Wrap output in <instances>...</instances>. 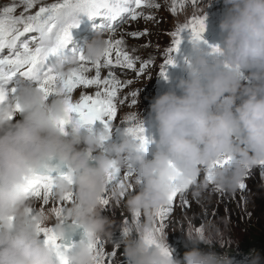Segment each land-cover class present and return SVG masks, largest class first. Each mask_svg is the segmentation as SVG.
Returning a JSON list of instances; mask_svg holds the SVG:
<instances>
[{
  "label": "clouds",
  "instance_id": "1",
  "mask_svg": "<svg viewBox=\"0 0 264 264\" xmlns=\"http://www.w3.org/2000/svg\"><path fill=\"white\" fill-rule=\"evenodd\" d=\"M211 2L197 11L205 17ZM223 4L218 50L205 53L201 42H192V55L184 67L187 78L178 79L176 91L169 90L150 104L156 133L150 159L123 132L119 143L111 142L114 132L77 126L62 132L63 98L46 100L23 80L16 85L12 104L0 108V264H58L55 250L38 234L39 229L50 227L52 212L37 210L24 191L46 166L63 168L73 180L70 185L58 180L53 193L56 200L73 194L63 221L69 231L76 228L83 233L66 254L69 264H97L90 246L112 242L113 221L103 214L100 201L105 195L120 199V188L105 191L114 167L134 171L131 188L135 191L124 206L140 218L139 226L119 245L122 264H232L229 253L205 252L197 246L203 241L221 247L212 223L201 226L199 233L191 227L181 230L193 246L175 262L172 254L162 251L171 253L167 234L154 231L173 182L180 189L192 188L197 199L205 191L230 194L249 170L264 164V0H223ZM107 47L105 36L97 33L84 44L82 55L95 63L103 59ZM79 64L78 57H70L56 72L66 76ZM17 104L20 111L15 113ZM223 161L228 163L218 166ZM55 230L62 240V224L56 222ZM149 235L156 244L145 242ZM248 264H261L258 254L250 255Z\"/></svg>",
  "mask_w": 264,
  "mask_h": 264
},
{
  "label": "snow or ice",
  "instance_id": "2",
  "mask_svg": "<svg viewBox=\"0 0 264 264\" xmlns=\"http://www.w3.org/2000/svg\"><path fill=\"white\" fill-rule=\"evenodd\" d=\"M24 11L20 16H14L15 5L6 6L0 10V108L12 104L16 94V85L20 81H26L34 85L37 90L47 100L49 97H62L65 104L66 118L59 122V127L63 132L67 126L83 127L93 131L97 122L102 126L101 130L112 133L111 123L116 116L115 99L117 91L121 86H126L117 80L111 69L116 67H126L132 69L134 60L122 49L123 41L107 40L108 47L102 60L91 63L85 60L82 52L76 55L80 64L73 69L68 75H58L57 66L65 63L63 57L64 50L68 45L72 31L78 28L81 17H87L90 21L101 23L95 24L96 34H103L105 31L114 33L120 26L121 19H130L136 21L140 15L139 10L144 7H152L149 0H56L55 3L43 4L41 0H22ZM194 2V0H193ZM37 4L40 6L34 14H29L30 10ZM158 7V5H157ZM205 17L189 20L185 25L178 28L175 33L174 47L169 49V56L165 61V67H174L172 52H176L181 44V34L190 33L191 41H202V34L205 31ZM35 33L27 40H22L26 34ZM134 38L139 37V33L131 34ZM8 50V55H3L4 50ZM212 52L218 49L213 47ZM115 52V59H113ZM146 67V63L140 65V71ZM91 69L95 70V75L88 78L85 74ZM109 69L105 77H101V70ZM161 78H166V71L160 72ZM83 85L85 88L97 86L102 91H97L95 96L82 95L78 102H73L71 94L78 86ZM132 95H135L133 93ZM133 104L135 101L132 102ZM20 111L19 105L15 106L14 112ZM125 135L132 136L145 150L147 146L154 141L145 136L143 125L137 124L134 127L116 129ZM228 161L219 162L220 167L227 164ZM261 174L264 175V164L260 165ZM135 173L133 170L124 171L121 178V170L114 167L108 174L106 193L113 188H120L122 191L120 197H125L127 190L132 187V179ZM209 182L211 177L208 176ZM62 180L67 184H72L73 180L70 174L58 166H46L40 173L36 174L24 189L27 198H39L44 205L49 203L53 198L56 182ZM245 184L242 182L239 189L243 190ZM185 189L175 186L169 196L166 207L160 209L157 213V220L160 225L154 226L155 233L159 234L163 229V221L170 211L174 198L178 193H183ZM63 204L53 209L56 221L63 224V214L66 209L64 204L70 205L73 202V194L66 193ZM107 195L100 201L102 207L109 204ZM129 221L124 222L121 231L122 237L130 234L131 227ZM131 224L138 227L140 224L139 215L132 216ZM199 233V229H197ZM43 237L45 245L52 247L56 252L58 264H69L67 253L72 246H66L61 243L56 234L55 226L41 228L38 232ZM145 242L151 246L156 241L151 235L145 237ZM117 248L118 246L115 245ZM160 246V245H156ZM90 251L95 255L97 264H114V260L105 258L103 244L97 241L95 245L90 246ZM165 255L170 256V251L162 249ZM116 252L113 251L109 257H114Z\"/></svg>",
  "mask_w": 264,
  "mask_h": 264
},
{
  "label": "rangeland",
  "instance_id": "3",
  "mask_svg": "<svg viewBox=\"0 0 264 264\" xmlns=\"http://www.w3.org/2000/svg\"><path fill=\"white\" fill-rule=\"evenodd\" d=\"M55 2L56 0H41L43 4ZM149 2L153 6L139 10L140 15L136 21H133V24L127 26L125 21L129 19H125L120 23V25L124 24V28L119 27L111 34H105V32L102 34L107 40H124L122 49L135 62L132 69L126 67H121L125 70L120 67L111 69L115 78L126 85L118 89L115 99L116 116L111 123L114 132L112 136L113 143H119L120 141V134L116 129L122 131L123 128L134 127L138 124L139 119L143 121L144 129L147 128L148 124H154L150 113V104L156 97L163 94V90L159 86V81L162 79L160 77L162 70L166 71V76L174 75L182 79L187 78L184 67L185 62L192 55L190 33L181 34L182 42L178 50L171 53L175 66L165 67V61L170 54L169 49L174 47L175 33L178 28L194 17L203 18V11H197V9H203L209 3V0H194V2L193 0H150ZM12 5H15L16 8L12 15L23 13L24 4L22 0H0V10ZM39 6L37 4L30 10L29 14H34ZM225 11L223 0H212L211 4L205 9V31L202 34L203 42H201V50L205 53H210L211 49L219 45L222 40L219 23ZM132 32L139 33V37L134 38L131 35ZM94 36L85 38L83 42H89ZM181 49H185L186 53L184 62L178 63L176 58ZM113 59H115V52H113ZM142 63H146V67L141 72L140 65ZM108 72L109 69H102L101 77H105ZM85 75L92 78L95 75V70L91 69ZM98 90L102 91L97 86L85 88L80 85L73 90L71 99L75 103L79 101L82 95L94 97ZM133 93L135 95H132ZM133 101H135L134 104ZM97 123L99 124V122ZM152 150L153 145L149 144L146 150L147 155ZM123 172L121 170V178ZM204 175L202 174L200 179H203ZM243 183L245 184L243 190L238 187L230 194L205 191L197 199L193 198L192 188L177 194L172 205L168 206L170 211L163 221L162 229V232L167 234V243L174 262L182 260L181 257L173 255L174 251L189 250L193 246L181 230L189 227L197 230L205 223H212L218 229L217 240L221 247L216 244L208 245L203 241L198 242L197 246L205 252L214 251L221 254L225 251L229 253L232 264H248L249 259L241 253L240 244L247 234H255L259 232V226H264V217L261 216L264 212V175L261 174V167L256 166L249 170ZM134 191L133 188L128 189L125 197H120L119 201L110 199L109 204L103 207V214L108 216L114 225L112 242H102L105 258L114 260L116 264H122L123 260L121 256L122 248H119V245L123 239L121 231L124 222L129 221V226L134 228L131 224L132 216L124 206L127 196L134 194ZM31 200L37 210L52 212L53 220L49 226L54 227L57 221L53 209L59 208L63 202L50 199L49 203L44 205L39 198H32ZM68 206L70 205L64 204V207ZM159 225L160 221L157 220L155 226L158 227ZM67 233L71 237L77 236V231L74 228L71 231L68 230ZM113 251L116 252V255L109 257V254Z\"/></svg>",
  "mask_w": 264,
  "mask_h": 264
},
{
  "label": "trees",
  "instance_id": "4",
  "mask_svg": "<svg viewBox=\"0 0 264 264\" xmlns=\"http://www.w3.org/2000/svg\"><path fill=\"white\" fill-rule=\"evenodd\" d=\"M264 217V212L261 214ZM231 220V219H230ZM263 220V219H261ZM264 224V221H263ZM184 252L187 251L186 249H182ZM182 250H178L177 252L174 251L173 255L177 257L183 256L184 252ZM240 250L242 251L243 255L249 259L250 255L258 254L261 264H264V226H259V232L255 234H247V236L242 240L240 244ZM233 255L232 252H230Z\"/></svg>",
  "mask_w": 264,
  "mask_h": 264
},
{
  "label": "water",
  "instance_id": "5",
  "mask_svg": "<svg viewBox=\"0 0 264 264\" xmlns=\"http://www.w3.org/2000/svg\"><path fill=\"white\" fill-rule=\"evenodd\" d=\"M67 227L68 226V224L67 223H64L63 225H62V227L64 228V227ZM78 232H79V238H82V232H81V230L80 229H78ZM67 238V239H66ZM71 241V238H69V237H64L62 240H61V242L62 243H64V244H68L69 242Z\"/></svg>",
  "mask_w": 264,
  "mask_h": 264
},
{
  "label": "bare ground",
  "instance_id": "6",
  "mask_svg": "<svg viewBox=\"0 0 264 264\" xmlns=\"http://www.w3.org/2000/svg\"><path fill=\"white\" fill-rule=\"evenodd\" d=\"M150 1V0H149ZM154 2V1H153ZM134 22L133 21H131L130 19L129 20H127V21H125V24L128 26L129 24L131 25V24H133ZM123 25L124 24H121L119 27H123ZM118 27V28H119ZM125 27V26H124ZM123 27V28H124ZM131 28V27H130ZM122 29V28H121ZM108 32L107 31H105V34H107ZM133 33V32H132ZM117 40V39H116ZM124 41V40H123ZM121 68V67H120ZM125 68V67H124ZM124 68H121L122 70H125ZM118 77V76H117ZM121 78V77H120Z\"/></svg>",
  "mask_w": 264,
  "mask_h": 264
}]
</instances>
